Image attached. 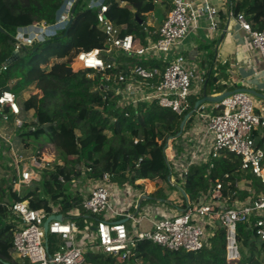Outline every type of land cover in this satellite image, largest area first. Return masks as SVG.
Wrapping results in <instances>:
<instances>
[{
	"label": "built area",
	"instance_id": "2783aa9c",
	"mask_svg": "<svg viewBox=\"0 0 264 264\" xmlns=\"http://www.w3.org/2000/svg\"><path fill=\"white\" fill-rule=\"evenodd\" d=\"M79 1L65 0L53 25L40 22L19 29L15 50L21 53L36 42L67 28L73 7ZM228 1L231 5V0ZM153 2L157 5L160 0ZM86 3L89 8L97 10V27L104 34V45L89 52H80L73 61V70L84 72L87 79L96 82L95 91H100L105 98L111 96L116 106L123 110L130 106L135 108L141 103H157L177 115L188 112L191 109L194 74L184 62L175 60L166 63V58L202 18L207 20L211 30L217 29L218 9L211 0H172V9L156 30L158 40L149 39L141 48L136 47L133 35L122 34L124 26H117L109 19L107 0H88ZM229 15L248 34L252 48L260 56L264 76V30L253 29L243 13L235 16L229 9ZM122 55L165 62L166 67L161 70L130 66L125 62L122 66L127 68L117 70ZM8 64L3 67L4 70ZM22 113L14 93H0V123L12 125L18 132L25 125ZM195 114L205 127L204 136L182 143V153L174 147L175 138L167 140L165 149L172 164L168 185L179 188L181 196L185 197L188 204L185 211L169 203L168 199H154V203H159L156 207L144 204L149 188L146 184L151 180H137L133 185L120 184L111 173L86 180L84 170L80 177L73 180V187H77L76 192L83 195L81 205L89 217H79L76 208L64 216L59 206H52V213L49 214L44 208H32L27 200H16L10 204L9 210L16 224L14 259L29 264H86V255L102 254L124 262L133 256L137 244L145 240L170 251L198 252L208 238L222 228L226 231V259L228 263H233L241 259L238 224H252L258 238L264 241V196L240 202L233 194L229 200H233L234 205L229 207L228 200H224L221 194L222 184L217 180L209 198L203 197L198 203H193L184 194L181 185L191 166L209 163L212 169L214 160L227 154L238 157L242 170L264 184V151L254 135L264 127V103L256 104L250 93L234 92L219 103L200 105ZM126 117L129 118L130 114L126 113ZM0 139L6 147L0 153V174L9 178L12 193L18 197H21L24 186L40 182L45 171L54 170L55 154H37L20 149L13 136L1 129ZM77 179L89 184L87 192L77 185ZM59 181L65 183L66 179L60 176ZM114 200H122L124 207L118 208ZM168 203L173 210L167 209ZM56 215H62L63 220H52L46 234L45 221ZM49 235L57 238L52 253L49 242L46 247ZM137 264L142 262L137 261Z\"/></svg>",
	"mask_w": 264,
	"mask_h": 264
},
{
	"label": "trees",
	"instance_id": "16d2710c",
	"mask_svg": "<svg viewBox=\"0 0 264 264\" xmlns=\"http://www.w3.org/2000/svg\"><path fill=\"white\" fill-rule=\"evenodd\" d=\"M65 0H0V93L10 91L18 98L25 93L42 90V96L33 94L23 99L22 111L25 125L18 130L19 143L35 148L41 153L43 144H51L59 152L54 170L45 171L40 182L24 186L21 197L12 193L9 178L0 174V264H22L13 257V238L16 224L9 206L16 200H27L34 209L44 208L49 214L52 206H59L66 216L76 208L79 217H89L82 208L84 199L74 192L73 180L86 170L85 179H98L104 173L115 175L120 184H135L137 180H151L157 184L169 183L172 164L166 156L169 138H175L174 147L182 153L184 135L195 120L194 114L186 123L183 134L176 138L185 116L194 110L198 98H191V109L177 115L157 103H141L126 110L118 108L111 96L105 98L95 91L96 82L86 78L82 71L75 72L72 64L76 56L104 45V34L97 27V10L78 2L74 19L64 28L45 40L26 48L20 57L3 67L15 51V37L19 29L40 22L53 25ZM108 17L117 26H124L123 35L131 34L136 47H144L148 40H158L156 29L148 25L151 13L156 9L153 0H107ZM170 7L169 10H171ZM230 9L236 16L245 14L255 30H264V0H231ZM142 23V24H141ZM130 66L160 68L166 64L122 55L118 69ZM210 80L203 92H207ZM226 88H218L219 92ZM229 90V89H228ZM230 89L229 91H233ZM24 97V96H23ZM33 113L34 120L29 114ZM126 113L130 117H126ZM258 146L264 151V127L255 132ZM162 141V143H159ZM5 144L0 139V153ZM210 164H198L189 168L182 190L191 202L209 198L217 180L221 182V194L234 205L229 197L235 194L240 202L264 196V184L254 175L242 170L241 161L233 154L214 160ZM90 169V170H89ZM66 179L65 183L59 177ZM181 182V180H178ZM166 200L163 187L151 195ZM178 208H188L185 197ZM219 206H217V209ZM49 251L55 249L57 238L48 236ZM237 240L241 259L228 263L226 259V231L218 228L208 238L201 251H170L150 241H141L127 261L112 256L86 255V264H264V241H261L252 224L237 226Z\"/></svg>",
	"mask_w": 264,
	"mask_h": 264
},
{
	"label": "crops",
	"instance_id": "0c3cea01",
	"mask_svg": "<svg viewBox=\"0 0 264 264\" xmlns=\"http://www.w3.org/2000/svg\"><path fill=\"white\" fill-rule=\"evenodd\" d=\"M211 2L218 9L217 29L211 30L207 20L202 18L198 26L192 28L182 42L167 56L166 63L180 60L193 72L194 86L191 98L200 100L204 94L218 96L238 89L253 90L264 95V76L260 56L252 48L248 34L240 28L235 18L229 15L230 2L228 0H211ZM170 7H173L172 0H160L156 9L151 13L148 25L156 30L159 29L170 11ZM209 80L211 94L203 92ZM220 87H224L226 90L219 92L218 88ZM228 89L234 90L229 91ZM33 94L35 93H25V99ZM254 97L261 100L257 103L258 105L264 103L262 102L264 98ZM21 103L19 104L21 105ZM30 115L33 113L31 112ZM22 116L24 117L25 114L22 113ZM8 126L6 133L13 136L16 145L23 149L17 137L18 132L12 125ZM204 132L205 127L195 118L184 135L183 143L202 138ZM146 185L149 188L144 204L159 206V203H154V198L151 195L163 187V184L150 181ZM114 202L118 208L124 207L122 200H114Z\"/></svg>",
	"mask_w": 264,
	"mask_h": 264
},
{
	"label": "rangeland",
	"instance_id": "374dc122",
	"mask_svg": "<svg viewBox=\"0 0 264 264\" xmlns=\"http://www.w3.org/2000/svg\"><path fill=\"white\" fill-rule=\"evenodd\" d=\"M83 1L84 2H88V0H83ZM22 52L23 51H21V53ZM207 92H208V94H211L212 93L211 86L209 87V89H208ZM42 94H43L42 91H36L35 92V95H37L38 97L42 96ZM23 96H20L18 98L19 103H21L23 101V99H25V94ZM254 100H255V103L256 104L261 101L260 99L257 100L256 97H254ZM262 102H264V100H262ZM29 118L32 121L34 120L33 115H30L29 114ZM8 127L9 126L7 124L0 123V129L1 130H4V131L7 132ZM181 146H182V148H184L183 144H181ZM21 148L24 149L26 147L24 146V144H21ZM34 149L33 148H28L27 150L26 149L25 150L28 151V152H34ZM41 152L47 153L49 155H54L55 154L56 160L58 159V156H59V152L55 148V146H53L51 144H47V143L42 145ZM76 183H77V185H81L79 187L81 189H83V192H87V190H88L87 187H89V184H85L84 182H81V180L78 181V179H77V182ZM161 184H163V189L165 190V194H166V198L168 199V202L169 203H173V205H180L182 203V196H181V192H180L179 188H170L168 184H165V183H161ZM72 190L74 192L78 191L77 187H73ZM169 203L167 204V209L168 210H173L172 206ZM163 207H165V206H163ZM18 262H20L22 264H29V263H23L21 261H18Z\"/></svg>",
	"mask_w": 264,
	"mask_h": 264
},
{
	"label": "water",
	"instance_id": "95a60500",
	"mask_svg": "<svg viewBox=\"0 0 264 264\" xmlns=\"http://www.w3.org/2000/svg\"><path fill=\"white\" fill-rule=\"evenodd\" d=\"M77 5H78V2L73 7L72 18L70 19L66 29H68L70 27V25L72 24V22H73L74 14H75V10H76ZM19 57H20L19 51L15 50L13 52L12 56L7 61V63L10 64V63L16 61ZM234 92H247V93H250V94H252L254 96H257V97H260V98H264V95L259 94V93H257L256 91H253V90L238 89V90H236ZM234 92H226V93H223V94L218 95V96H208L207 94H204L203 98L196 102L194 110L192 112H190L188 115L185 116L184 120L181 123L180 131H179L178 135L176 136V138L180 137L183 134V131L185 129L187 121L189 120V118H191L197 112V110L200 107V105H202L204 103H219L222 100H224L225 98H227L230 95H232ZM52 220L62 221L63 217H62V215H56V216L48 217L47 220L44 223V230H45L46 234L48 232L49 223ZM48 242H49V239H48V236H47V238H46V247L47 248H48Z\"/></svg>",
	"mask_w": 264,
	"mask_h": 264
}]
</instances>
